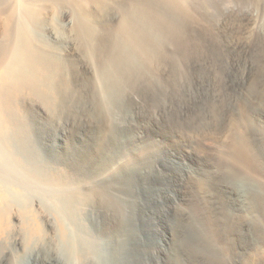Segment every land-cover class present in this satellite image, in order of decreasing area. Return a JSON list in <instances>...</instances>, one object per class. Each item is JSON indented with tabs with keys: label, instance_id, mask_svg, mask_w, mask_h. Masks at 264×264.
I'll return each instance as SVG.
<instances>
[{
	"label": "bare ground",
	"instance_id": "obj_1",
	"mask_svg": "<svg viewBox=\"0 0 264 264\" xmlns=\"http://www.w3.org/2000/svg\"><path fill=\"white\" fill-rule=\"evenodd\" d=\"M191 24L233 52L254 48L261 70L247 93L252 104L242 100L239 109L221 99L215 105L219 123L205 125L220 136L215 151L177 149L196 165L204 195L196 190L180 200L189 222L169 244L147 230L154 206L167 205L169 196L150 198L137 185L138 178L162 170L151 144L136 139L142 131L123 126L121 107L141 82L158 93L170 78L179 89L180 42ZM232 24L225 36L224 26ZM74 50L91 65L84 84L71 72ZM163 64L174 66L167 79ZM24 97L41 102L62 127L48 132L36 126ZM86 102L94 106L87 118L97 126L81 140L66 138L69 113L84 111ZM163 175L166 185L175 181L171 172ZM81 202L87 221H76ZM35 205L55 212L58 221L11 220L12 208ZM243 212L248 222L234 224ZM262 230L264 0H0V233L10 232L0 251L12 250L11 264H27L38 245L64 255L67 264H195L198 257L209 264H252L256 257L249 253ZM237 231L250 243L235 255ZM148 242L159 244L162 254L149 251Z\"/></svg>",
	"mask_w": 264,
	"mask_h": 264
},
{
	"label": "rangeland",
	"instance_id": "obj_2",
	"mask_svg": "<svg viewBox=\"0 0 264 264\" xmlns=\"http://www.w3.org/2000/svg\"><path fill=\"white\" fill-rule=\"evenodd\" d=\"M49 12V15H51V9H49ZM64 14L68 19L70 16L69 12L65 11ZM116 21L117 18H115ZM237 25L236 23L235 26ZM233 29V24L232 26H224L223 34L228 36ZM225 36L222 37L225 38ZM214 39L209 31H200L199 29H195L194 25L191 24L187 29L183 41L180 42V54L183 57L180 60L181 71H178V74H181V82L179 81L180 85H178L179 89L175 88L176 85L173 86L174 82L172 83V79L168 76L174 74L172 71L173 65L166 67L163 64L164 69L166 68L164 76L167 75L165 78H169L165 81L168 87L162 89V92L160 90L158 93L157 91L154 92V90L150 92L151 87L147 86L148 83L141 82V87L138 86V88H134L135 91H129L128 95L131 98L129 97L128 101L124 104L125 106L121 107L127 119L124 118L127 123L123 126L133 130L132 133L135 130L136 132L142 131L143 135L137 136L136 139L147 140V143L151 144L150 151L153 160H155L154 162L157 163L163 172L168 171L174 174L176 182L171 183L172 187H170L171 184L169 186L165 184L162 171L156 173L157 175H143L138 178L137 182L142 193L150 198H165L169 196L167 198V205L154 206L155 220L153 221V225L147 229L149 233L155 234L159 238L167 237L169 244L175 243V239L181 235L184 227L189 222L188 216H190V212L185 209L180 200L186 196L185 200H189L190 197L192 198V192L196 190L198 195L201 191L199 197L202 198L204 195L199 187L200 185L196 181L198 178L196 165L192 164L185 157L180 158L177 149L182 144H186V150L192 154L194 153V155H204V152L215 151V141L220 136L217 134L218 132L205 129V125L207 124L215 125L219 123L216 121L215 105L221 99H232L240 109L242 100L250 99L251 102L252 98L248 95V91L255 82H258V77L260 76L261 62L254 48L247 47L233 52L227 44H216ZM71 54L74 60V65L71 66L72 75L79 83L84 84L83 77L90 74L92 71L91 65L88 59L75 50ZM169 70L172 71H170L171 74ZM179 75L177 76L179 77ZM159 93L163 94V96L157 95ZM89 103L86 102L84 106L85 112L82 109L79 111L75 109L69 113L68 129L65 132L66 138L81 140L85 130L87 132L92 125L97 126V122L92 123L91 119L87 118V113L93 106ZM23 104L25 111L36 126L43 127L48 132H52V127H57L60 123V121L58 123L51 119L50 112L37 99L24 97ZM59 126L62 127V124H59ZM170 190H172V194L169 193ZM11 210V220L18 225L24 216L27 217L28 221H58L57 215L54 214L55 212L46 211L43 208H38L36 205L28 208L14 207ZM86 210L87 206L82 202L77 205L78 217L76 221H87ZM240 217L241 220L233 221V223L241 226V223L245 224L249 220L247 213L243 212V215ZM238 232L233 236L236 247H238L234 251L235 255H237L240 248H245L247 242H249V236L245 235V232ZM9 234L10 232L0 233V245L7 244ZM255 236H259L260 242L259 244L252 245L253 249L256 247V250H250L249 256L251 258L252 254H254L256 257V260L252 264H264V230ZM38 247L31 254L27 264L68 263L64 255H58L55 251H47L42 248V245H38ZM146 248L155 253L156 256L162 254L159 244L154 242H148ZM12 258L13 253L10 248L7 247L0 251V264H11ZM195 264H209V262L198 257Z\"/></svg>",
	"mask_w": 264,
	"mask_h": 264
}]
</instances>
